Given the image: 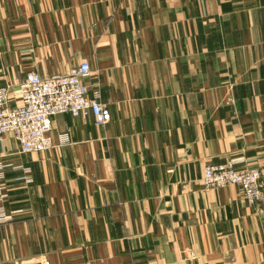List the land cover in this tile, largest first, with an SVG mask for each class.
<instances>
[{
  "label": "crops",
  "instance_id": "crops-1",
  "mask_svg": "<svg viewBox=\"0 0 264 264\" xmlns=\"http://www.w3.org/2000/svg\"><path fill=\"white\" fill-rule=\"evenodd\" d=\"M86 62L109 124L60 114L49 150L0 142L21 211L0 264H264V0H0V88ZM229 162L260 171L256 204L203 185Z\"/></svg>",
  "mask_w": 264,
  "mask_h": 264
},
{
  "label": "built area",
  "instance_id": "built-area-1",
  "mask_svg": "<svg viewBox=\"0 0 264 264\" xmlns=\"http://www.w3.org/2000/svg\"><path fill=\"white\" fill-rule=\"evenodd\" d=\"M91 74L89 63H83L67 75L47 78L35 72L27 75L17 90L10 86L0 88V142L11 134L19 145V153L43 152L52 148L53 118L60 114L73 117H92L105 126L112 121V113L103 101L97 86L92 91L84 80ZM11 99L16 104H11ZM60 144H69L67 134L59 136ZM11 165L0 160V226L9 224L21 211H9L10 186L6 182V170ZM202 183L206 188H224L238 185L250 205L262 197L261 173L257 168L239 169L233 162L208 165L204 169ZM127 264H134L133 262Z\"/></svg>",
  "mask_w": 264,
  "mask_h": 264
}]
</instances>
